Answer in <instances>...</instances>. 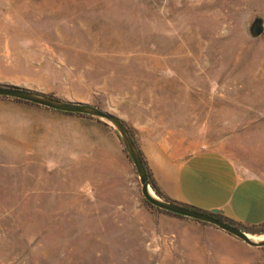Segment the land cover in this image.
Instances as JSON below:
<instances>
[{
    "label": "rangeland",
    "instance_id": "obj_1",
    "mask_svg": "<svg viewBox=\"0 0 264 264\" xmlns=\"http://www.w3.org/2000/svg\"><path fill=\"white\" fill-rule=\"evenodd\" d=\"M255 16L264 0H0V84L115 114L145 163L207 148L264 174ZM0 100V264H264L150 207L103 121Z\"/></svg>",
    "mask_w": 264,
    "mask_h": 264
},
{
    "label": "crops",
    "instance_id": "obj_2",
    "mask_svg": "<svg viewBox=\"0 0 264 264\" xmlns=\"http://www.w3.org/2000/svg\"><path fill=\"white\" fill-rule=\"evenodd\" d=\"M11 108L13 102L0 100V110ZM0 121H13V117L0 113ZM145 166L162 194L171 200L202 211H217L242 225L264 222V174L238 166L219 150L202 148L181 158L161 152L148 159ZM164 214L179 226L203 229L222 238L228 234L209 223Z\"/></svg>",
    "mask_w": 264,
    "mask_h": 264
},
{
    "label": "water",
    "instance_id": "obj_3",
    "mask_svg": "<svg viewBox=\"0 0 264 264\" xmlns=\"http://www.w3.org/2000/svg\"><path fill=\"white\" fill-rule=\"evenodd\" d=\"M247 30L252 38L259 37L264 31V19L261 16H255L248 24ZM0 96L25 101L59 112L86 115L103 121L114 130L122 143L138 176L141 194L149 204L173 214L214 225L237 237L251 247L264 246V238L253 239L254 236L246 233L237 226L223 221L222 219L216 218L208 213L199 212L192 208L172 203L155 194L149 184L146 169L138 152V148L135 145L131 134L128 132L126 125L115 114L87 102L60 99L38 91L13 85L0 84ZM210 213L217 214V211H212Z\"/></svg>",
    "mask_w": 264,
    "mask_h": 264
},
{
    "label": "trees",
    "instance_id": "obj_4",
    "mask_svg": "<svg viewBox=\"0 0 264 264\" xmlns=\"http://www.w3.org/2000/svg\"><path fill=\"white\" fill-rule=\"evenodd\" d=\"M49 96H52V95H49ZM52 97H54V96H52ZM15 100H17V99H15ZM17 101H21V100H17ZM21 102H25V101H21ZM26 103H28V102H26ZM123 123H124V122H123ZM124 124H125V123H124ZM126 127H127V126H126ZM127 130H128V132L131 134V131H130V129H129L128 127H127ZM131 136H132V135H131ZM132 138H133V137H132ZM133 141H134V139H133ZM134 143H135V141H134ZM135 145H136V143H135ZM138 152H139V154H140V151H139V150H138ZM140 156H141V154H140ZM141 159H142V162H143V164H144V166H145V163H144V160H143L142 156H141ZM145 169H146V173H147V176H148L149 184H150L152 190L155 192V194H157V195L160 196L161 198H163V199H165V200H167V201H170V202H172V203H176V204H179V205H182V206H185V207L192 208V209H194V210H196V211H199V212L208 213V214H210V215H212V216H214V217H216V218H219V219H222L223 221H226L227 223H229V224H231V225L237 226L238 228L244 230L246 233H250V234H258V235L264 233V222H263V223H260V224H258V225H242V224L236 223V222H234V221H231V220H229V219H226V218L222 217V216L219 215V214H213V213H210V212H207V211H202V210L197 209V208H195V207H192V206H189V205H186V204H182V203H179V202H176V201H174V200H171V199L167 198L166 196H164V195L162 194V192H161V191L159 190V188L157 187L156 183L154 182V180H153L152 177L150 176L149 172L147 171L146 166H145ZM144 201H145L150 207H152L153 209H156V210H158V211H161V212H164V213H167V214H171V215H173V216L182 217V216H180V215L173 214V213H170V212H167V211H164V210L158 209L157 207H154V206H152L151 204H149L145 199H144ZM201 223L206 224V223H204V222H201Z\"/></svg>",
    "mask_w": 264,
    "mask_h": 264
},
{
    "label": "bare ground",
    "instance_id": "obj_5",
    "mask_svg": "<svg viewBox=\"0 0 264 264\" xmlns=\"http://www.w3.org/2000/svg\"><path fill=\"white\" fill-rule=\"evenodd\" d=\"M261 238V237H260ZM253 239H255L254 237H253Z\"/></svg>",
    "mask_w": 264,
    "mask_h": 264
}]
</instances>
